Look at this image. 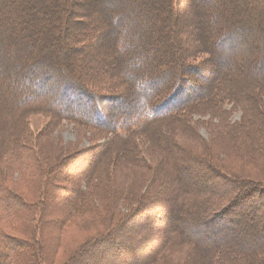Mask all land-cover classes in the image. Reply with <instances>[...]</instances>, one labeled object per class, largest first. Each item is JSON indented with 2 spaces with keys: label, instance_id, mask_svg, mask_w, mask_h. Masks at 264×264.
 I'll list each match as a JSON object with an SVG mask.
<instances>
[{
  "label": "rangeland",
  "instance_id": "1",
  "mask_svg": "<svg viewBox=\"0 0 264 264\" xmlns=\"http://www.w3.org/2000/svg\"><path fill=\"white\" fill-rule=\"evenodd\" d=\"M46 1L42 2L44 10H51ZM61 1H66L67 4L61 5L59 13H62L65 20L66 16L71 15V20L76 21L73 12H77L78 8H72L74 11L69 12V0ZM189 1L173 0L171 4V0H168L169 4L166 5L167 0H126V6L131 12L130 24L137 31L132 39L141 43L147 36L144 32L146 30L154 44L160 41L162 48H158V51L163 49L171 52V62L167 63V67H178L179 61L184 60L181 69L187 88L179 94V102L196 95L214 98L217 77V71L212 65L215 60L203 50L199 36L202 28L197 22L204 14L213 19L221 7L211 6L212 4L201 6L206 0L201 4L202 0ZM32 3V12L40 14V3ZM263 11L262 0H243L241 12L235 22L238 30L243 31L242 36L237 34L231 47V51H235L232 59L234 65L236 53L245 54L250 51L255 54L247 71L251 73L261 69L256 73L257 76L264 74V19L259 17V13L264 14ZM230 13L233 15L234 12L226 9L223 16L228 20ZM169 17L170 21L167 20ZM233 20L235 21V17ZM59 25L62 27L64 23L59 22ZM120 25L127 26L123 22ZM69 26L74 28L72 21ZM41 31L44 29L36 27V34ZM59 35L62 36L61 32ZM60 36L58 49L55 50V66L41 82L44 87L23 82L19 88L24 93L31 92L29 99H36L37 103L30 106L32 109L22 114L19 110L12 111L4 104L6 100L0 98V142H3V151H6L4 153L0 150V240L6 236L24 243L16 252L0 248L4 255L0 254V264H17V258H20L18 264H75L76 260L82 261V264H116L112 262V258L118 259L119 264L144 263L145 259L156 258L163 240L169 235L172 238L176 236L171 228L182 234L186 230H196L185 226L177 214L169 215L171 197L183 188L184 181L180 176H189L193 183L201 184L207 189H221L223 182L215 180L212 173L194 172L190 164L179 160V156L176 158L174 155L170 167L162 142L151 131L146 130L142 132L143 135L135 134L130 144L119 143L116 137L118 135L114 133V126L109 123L108 118L113 116L116 119L118 116L115 113L129 106L113 109L107 101L96 103L97 99L91 101L89 96L82 95L74 86L71 87L74 89L71 95L64 93L62 75L66 77L65 80L70 79L77 86L87 87L83 82L88 73V63L80 53L70 51L69 46L73 45L70 38L62 39ZM104 41L109 42L108 35L104 37ZM250 45L252 50L249 49ZM221 51L223 56L229 54L228 50ZM108 52L107 48H100L92 53L91 59H110ZM32 59L40 60V56L35 55ZM82 62L85 64L83 68ZM227 67L226 71L230 72L231 67ZM242 72L236 70L235 76L241 77ZM109 76L104 77L106 82L101 83L99 78L95 83L96 87L87 88L96 97L127 98L128 91L123 92L124 87L111 81L112 74ZM14 83V87L18 88L19 83L16 80ZM162 86L160 83L157 88ZM261 95L260 100L264 106V92ZM223 101L214 105L216 112L212 110L213 107L185 109L186 111H182V115L185 114L183 127L182 124L176 127L165 124L160 127L163 130L160 132L161 137L169 140L174 147L183 149L190 159L207 163L218 174H221V163H224L244 179L259 180L253 173L241 175L242 164L235 161L239 154L233 151L235 149L227 142L228 138L224 139V129L221 128L223 124L238 122L242 113L238 107L231 108L226 104L230 100ZM43 102L56 103V107L63 111L70 107L68 110L72 114L50 112L53 109L49 111ZM114 104L116 106V102ZM181 105H184L183 102L174 107ZM12 141L17 146L13 145L14 149L7 145ZM176 165L179 166V176L175 175ZM187 165L188 171L184 169ZM64 174L67 178L70 177L65 179ZM58 175L61 179L56 181ZM162 180H165L164 185ZM245 188L246 185L233 186L231 193L223 201L214 197V200L220 202L216 212H230L239 218L251 213L250 209L243 212L233 210L240 200L248 201L237 198V194L242 193ZM156 194H159L164 210L151 212L148 201L155 198ZM9 196L15 197L19 203L11 205ZM193 198L197 199L196 196L184 198L186 205ZM253 200L254 207L257 208V196ZM193 211L192 213H197ZM205 215L203 213L201 218L208 220ZM184 216L189 218L194 217V214ZM113 227L116 232L109 235L108 231ZM200 227L208 230L201 225ZM214 227L218 233L216 236L220 237L221 226L219 230L217 225ZM239 230L235 233L242 238L243 234ZM258 230L260 233V229ZM151 233L157 237L148 240ZM202 234L206 235V231H202ZM101 238L103 241L99 240ZM183 240L188 239L184 237L181 241ZM244 241L247 242L246 237L240 242L245 243ZM101 242L106 245L104 250ZM138 244H142L139 249ZM201 245L202 248L211 249L206 241ZM173 250L177 251L172 249L163 253L153 264H186L185 251L178 261L179 257ZM129 253L133 256L128 255ZM198 264L205 263L202 261Z\"/></svg>",
  "mask_w": 264,
  "mask_h": 264
},
{
  "label": "trees",
  "instance_id": "2",
  "mask_svg": "<svg viewBox=\"0 0 264 264\" xmlns=\"http://www.w3.org/2000/svg\"><path fill=\"white\" fill-rule=\"evenodd\" d=\"M32 1L34 4L36 1L40 3V14L32 12ZM203 1H200V4ZM42 2L45 3V0H0V98L1 100H6L4 104L6 103L10 110H19L21 114L26 113L32 109L30 107L32 104L37 103L36 99H29V93L31 94V92L24 93L19 88L23 82L44 87L41 82L48 77L52 67L55 66V50L58 49L57 42L60 36L59 32H61L62 36L60 37L62 39L70 38V43L73 44L69 46L70 51H76L84 59H87L88 73L85 76V81L83 80V84L87 85V87L95 86L99 78L101 83L106 82L104 77L112 74L113 79L111 81L122 86L121 88L124 87L122 89L123 92L128 91L127 98H120V96L100 98L96 97L87 87L77 86L70 79L65 80L64 78L66 77L62 75L61 77L63 78L61 80L64 81H62L64 85L62 90L65 94L69 96L75 89L82 95L89 96L92 99L91 101L97 99L96 103L107 101L113 109L128 105L127 109L115 113L118 116L116 119L113 116L108 118L109 123L114 126V133L118 135L116 137L119 143L130 144L135 134L141 133L140 135H143L142 132L151 131L162 142L161 146L165 148L170 167L172 166L174 155L176 158L179 156V160H184L185 163L190 164L194 172L205 171L212 173V177L215 176V180L220 179L223 182L220 185L221 189H207L201 184L193 183L189 176H180L181 180L184 181L183 188L171 197L170 207H168L170 208L168 209L169 215L177 214L185 226L196 230H186L182 234V232H177L174 228H171L177 237L172 238L169 235L170 237L162 241L161 248L156 253V258L142 260L144 263L141 262L139 264H153L157 262L163 253L172 249H177V251H173L179 257L178 261L182 259L183 251H185L184 254L187 256V261L184 262L186 264H198L202 261L205 264H264V106L260 100V95L264 92V74L261 76L256 75L261 69L248 73L247 67L255 55L251 54L250 51L245 54L236 53V64H232L233 52H235L231 51L232 44L235 42L236 35L240 34L242 36L243 32L238 30L237 23H235L238 20L239 12H241L243 0H206L205 3L201 4L203 7H206L207 4H212L211 6L220 5L221 7L219 8L220 10L218 9L219 12L214 14L213 19L201 13L202 17L197 22L202 28V32H198L203 50L206 51L213 61L215 60V63L213 62L212 64L213 69L217 71L214 98L198 94L201 98L196 97V95L191 98H185L181 102L177 100L179 94L187 88L185 78L183 79L184 73L181 69V64H184V60L179 61L178 67L174 65L167 67V63L171 62V52L163 49L158 51V48H162L160 41L154 44L146 30L144 32L147 36L145 39L143 38L141 43H137L132 39L136 36L135 33L137 31L130 24L131 12L129 7L127 8L126 6V0H80L79 2L69 0V12L74 11V9L72 11V8H78L77 12H73L75 18H77L76 21L71 20V15L66 16L65 20L62 13H59L61 5L67 4L66 1L47 0L46 2L51 10H44ZM168 4L167 0L166 5ZM226 9L234 12L233 15L230 13L228 20L223 16V11ZM259 14V17L263 20L264 14ZM97 18L100 20L97 21ZM70 20L74 28H70ZM167 20L170 21V17ZM59 22L60 24L64 23V25L61 27ZM121 22L127 26L121 27ZM65 23H68V25ZM173 23H175V20ZM36 27L43 28L44 31L36 34ZM145 33H142V35ZM107 35L109 42L105 43L104 37ZM246 43L249 44L247 41ZM98 48H107L110 59H98L97 57L91 59L92 53L96 50L99 51ZM221 49L224 51L228 50L229 54L223 56ZM249 49L252 50L251 45ZM35 55L40 56V60L33 61L32 57ZM81 65V68L85 66L84 63ZM227 66L231 67V74L226 71L228 69ZM236 70L243 71L240 74L241 77L235 76ZM241 78H243L242 81ZM14 80L19 83L18 88L14 87ZM160 83L163 86L157 88ZM72 86L75 88H71ZM236 88L239 90L237 91ZM223 100H230L226 104L230 105L231 108L238 107L242 113V117L238 122L229 121L223 124L221 128L224 129V139L228 138L227 142L235 149L233 151L239 154L238 159L235 161H240V165L242 164L243 172L241 175L246 176V174L253 173L259 180H255V178L244 179L239 174H235L232 169L227 168L224 163H221V174H218L207 163L190 159V157L185 155L183 149L174 147L169 140L161 137L160 132H163V130L160 127L163 125L176 127L182 124L185 115H182V111L213 107L212 110L216 112L214 105ZM114 102H116V106ZM182 102L184 105L174 107ZM43 105L49 111L53 109L50 112L55 111L57 114L71 113L68 110L70 107L63 111L58 109L56 107L57 104L53 102L52 104L43 102ZM153 112L155 113L154 116L152 115ZM89 121L93 122L92 120ZM2 144L3 142H0L1 151L4 149ZM15 144L13 141L12 143H7L13 149ZM3 152L6 153V151ZM243 159H245V162L242 163ZM185 167L183 168L188 171V165ZM178 169L179 166L176 168L175 175L179 176ZM95 170L97 171L98 168ZM64 175L65 179L70 177L67 178L66 174ZM64 178L62 177V179ZM59 179L61 178L58 175L56 181ZM164 183L165 180H162V185ZM238 184L241 186L246 185V188L242 193L237 194V198L248 201L241 202L240 200L238 206L233 210L235 212L238 210L243 212L246 209H250L251 213L243 214L240 218L230 214V212L227 214L225 211L217 213L216 210L220 202L214 200V197L221 198V201L227 199L232 187H236ZM249 191L253 193H248ZM188 196L197 197V199L193 198L190 201L189 207L184 201V198ZM255 196H257L258 201L256 204L257 208L254 207L252 202ZM160 200L159 194H156L155 198L148 201L151 212L164 210ZM8 201L14 206L19 203L13 196H9ZM192 211L197 213H192ZM188 212L191 215L194 214V217H183V215H189ZM203 213L206 214L205 217H208V220L201 218ZM152 221H155V219ZM200 225L208 230L202 229ZM216 225L218 230L221 226L222 234H220V237L216 236L218 234L214 227ZM114 229L113 227L108 231L109 235H113L116 232ZM237 229H240L239 233L242 232V238L235 233ZM258 229H260V233ZM202 231H206V235H203ZM156 237V235L151 233L148 240ZM184 237H187L188 240L181 241ZM244 237H246L247 242H240ZM99 240L103 241V238ZM205 241L211 247L210 250L200 247L201 243ZM22 244L24 246V243L6 236H3L0 240V248L5 251H19ZM138 245L139 249L142 244ZM102 246L104 250L106 245L103 243ZM105 251L107 252V250ZM128 255H132V253ZM121 258L123 257L121 256ZM19 259L17 258L15 263L18 264ZM112 260L116 264L120 262L116 258H112ZM78 263L82 264L83 262L76 260L75 264Z\"/></svg>",
  "mask_w": 264,
  "mask_h": 264
},
{
  "label": "clouds",
  "instance_id": "3",
  "mask_svg": "<svg viewBox=\"0 0 264 264\" xmlns=\"http://www.w3.org/2000/svg\"><path fill=\"white\" fill-rule=\"evenodd\" d=\"M152 115L154 116V115H155V113L153 112V113H152Z\"/></svg>",
  "mask_w": 264,
  "mask_h": 264
}]
</instances>
